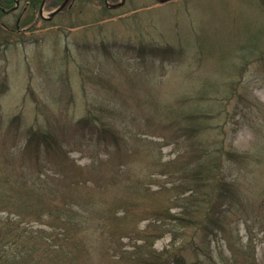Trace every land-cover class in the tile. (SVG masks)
I'll return each mask as SVG.
<instances>
[{"label": "rangeland", "instance_id": "374dc122", "mask_svg": "<svg viewBox=\"0 0 264 264\" xmlns=\"http://www.w3.org/2000/svg\"><path fill=\"white\" fill-rule=\"evenodd\" d=\"M109 15L0 33V264H264V0Z\"/></svg>", "mask_w": 264, "mask_h": 264}, {"label": "trees", "instance_id": "16d2710c", "mask_svg": "<svg viewBox=\"0 0 264 264\" xmlns=\"http://www.w3.org/2000/svg\"><path fill=\"white\" fill-rule=\"evenodd\" d=\"M73 1L74 0H69L66 6L59 13L66 11L70 7ZM93 1L97 2L99 6L101 7L102 19L109 18L110 13L118 10V9L116 10L108 9L106 7L105 0H93ZM118 1L119 0H107L109 5H115L118 3ZM63 2L64 0H45L43 4V9L52 12L55 9H57ZM42 3H43V0H0V33H6L8 36L17 37L18 35L24 32L23 29L26 26H29V27H31L32 25L34 26V24L37 22L48 23L49 20L45 21L44 19L40 17V10L42 7ZM15 11H18L19 13L16 18L15 25L12 28H10L3 23L2 18L5 16V14H11ZM27 29L32 31L29 28ZM49 147L50 146L48 145L46 146V148H49ZM228 155H230V157H234L232 153L231 154L229 153ZM195 172L196 171L188 172L187 178L194 179L195 176L193 175L195 174ZM181 186H183V184ZM186 192H191L190 194L193 193L191 188H189ZM217 201H219L218 204L220 207L225 206L227 210H231L232 209L231 207L234 205L233 203H235V196L232 194L231 188L227 187L226 190H224L223 188L221 192L218 193ZM217 217L218 215L212 218L209 217L208 219V216H206V219H208L207 222L211 224V227L208 230L207 228L205 229L203 228L204 229L203 232L205 234L203 236H205V238L207 235L209 236L211 232L222 229V225L223 226L225 225L224 220L225 218L226 219L228 218V215L227 214L223 215L221 217V221H220V218L218 219ZM143 264H170V262H169V258L167 257L163 258L162 255L159 256L158 254L155 255L153 253H149L147 255V259L144 261ZM171 264H175V263H171ZM191 264H195V263H191Z\"/></svg>", "mask_w": 264, "mask_h": 264}, {"label": "water", "instance_id": "95a60500", "mask_svg": "<svg viewBox=\"0 0 264 264\" xmlns=\"http://www.w3.org/2000/svg\"><path fill=\"white\" fill-rule=\"evenodd\" d=\"M69 0H64V2L57 8L55 9L54 11L51 12L50 14V17L49 18H43L42 17V9H43V4L45 2V0H43V3H42V7H41V10H40V17L42 19H46V20H51L56 14H58L65 6L66 4L68 3ZM159 4H165L167 2H169L170 0H156ZM125 0H121L119 3L115 4V5H109L107 0H105V4H106V7L110 10H116V9H119L120 7L123 6Z\"/></svg>", "mask_w": 264, "mask_h": 264}]
</instances>
